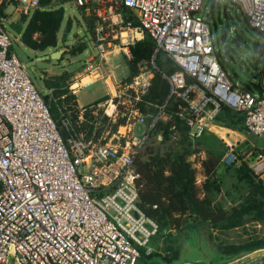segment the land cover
I'll use <instances>...</instances> for the list:
<instances>
[{
  "label": "built area",
  "instance_id": "built-area-1",
  "mask_svg": "<svg viewBox=\"0 0 264 264\" xmlns=\"http://www.w3.org/2000/svg\"><path fill=\"white\" fill-rule=\"evenodd\" d=\"M66 1L51 0L46 7ZM71 1L89 21L93 39V50L70 78L71 93L113 79L110 51H122L131 61V46L145 35L154 51L146 68L111 82L108 98L78 108L74 122L91 127L85 137L70 115L56 124L11 50L4 23L16 21L8 7L24 16L41 8L40 0H0V264H138L139 248L150 252L158 225L139 206L135 162L156 125L172 113L196 139L210 131L225 104L244 112L246 131L264 139V83L258 94L235 87L199 13L203 0ZM231 1L250 27L264 33V0ZM159 51L178 68L159 69ZM155 72L168 86L161 102L148 97ZM87 110L90 119L84 117ZM227 146L221 161L229 166L238 157ZM248 167L260 177L264 152Z\"/></svg>",
  "mask_w": 264,
  "mask_h": 264
},
{
  "label": "trees",
  "instance_id": "trees-1",
  "mask_svg": "<svg viewBox=\"0 0 264 264\" xmlns=\"http://www.w3.org/2000/svg\"><path fill=\"white\" fill-rule=\"evenodd\" d=\"M50 2L51 0H40L41 8L31 13L21 34V42L30 49L42 50L56 45L63 8L46 7ZM129 14L130 11L125 10V15ZM133 22L136 24L135 18ZM85 23L89 28V21ZM10 25L17 29L19 23L10 22ZM78 45L74 49L81 46ZM130 51L132 59L129 61V74L126 77L128 80L149 64L154 51L153 40L145 35L142 40L131 46ZM155 62L159 69H165L169 73L178 68L161 51L156 54ZM67 73L54 76V83L44 81V86L52 89L53 95L52 99L48 94L44 95L43 99L59 127L62 118L70 115L76 131L84 132L85 137H88L91 127L86 124L78 126L74 122L78 107L75 94L71 93L65 84ZM167 93L165 79L155 72L148 97L161 102ZM100 101H95L94 104ZM85 112V119H90L88 110ZM244 118V112L222 104L214 121L223 127L241 132L246 130ZM210 132L205 131L200 137L191 139L187 124L174 113L168 120L160 121L156 125L152 136L159 134L163 141L173 137L174 140L161 150L148 147L136 158L139 206L157 223L158 232L178 228L184 217H194L207 222L217 231L240 228L242 239L222 247L221 252L226 255H240L264 249V233L257 226L264 224V182L259 176L251 173L248 165L240 164L234 173L236 179L243 183L245 193L238 203L225 208L217 199L221 189L215 173L220 164L223 165L221 159L226 152L222 148H213L212 144L208 146L205 144V139L210 137L218 140L217 136ZM191 156L194 157L193 160L189 159ZM195 162L201 166L200 171L204 176L201 182L197 179L198 170Z\"/></svg>",
  "mask_w": 264,
  "mask_h": 264
},
{
  "label": "rangeland",
  "instance_id": "rangeland-1",
  "mask_svg": "<svg viewBox=\"0 0 264 264\" xmlns=\"http://www.w3.org/2000/svg\"><path fill=\"white\" fill-rule=\"evenodd\" d=\"M211 5L212 8H211ZM63 16L57 31L56 45L42 50H33L21 42V34L30 18L31 13L21 16L13 10L12 6L8 10L13 12L11 19L19 23L18 28H14L9 22L4 23V27L9 33L12 44L11 50L16 54L33 83L40 91L42 96L49 95L52 99V89L44 86V81L49 80L54 83V76L68 72L65 84L69 85L70 78L75 70H79L83 64L87 53L93 50V39L90 29L79 8L68 0L62 5ZM209 23L212 40L218 61L228 74L235 87H241L254 94L259 93V88L264 83V52L259 56L252 50V44L258 41L264 45V33L249 26L243 17L239 7L231 0H203L201 11L199 12ZM81 46L74 49L77 45ZM78 45V46H79ZM225 45H228L234 54H225ZM63 48L65 51L59 58H44L57 49ZM251 53L254 60V68L247 60L246 55ZM39 58V59H38ZM35 60L31 66L27 63ZM110 66H114L115 77L123 79L129 72V63L122 51L110 55ZM236 65L240 69L236 68ZM253 70V71H251ZM244 73H248L247 76ZM121 78V79H120ZM108 95V87L102 80L81 88L76 91V102L78 108L88 107L95 101L101 100ZM221 127V128H220ZM143 130L142 125H138V130ZM226 127L216 123L211 125L210 133L217 136L218 140L210 137L205 139V144L216 149L228 151V141L232 144L234 153L238 160L229 166L220 164L219 170L215 175L219 178L220 193L218 201L228 208L232 204L239 202L245 193V187L235 176V169L242 163L250 165L259 152H264V139L249 134L246 130L237 133L227 132ZM229 129V128H228ZM136 130L137 133L141 131ZM223 132V133H222ZM230 138L229 136H231ZM153 135L146 144L145 149L154 147L161 150L170 144L173 138L164 140L162 137ZM223 136V137H221ZM227 140H225V138ZM201 155L203 151H201ZM193 156L189 159L193 160ZM223 163V162H221ZM197 166L198 182L203 180L200 176L199 163ZM264 180V177H263ZM259 230L264 233V224L257 225ZM240 228L217 231L207 223L194 217H184L181 225L175 229L159 231L151 238L148 247L150 252L147 254L145 247H140V257L138 264H264V249L256 252L243 253L240 255H226L221 252L222 247L237 243L242 239Z\"/></svg>",
  "mask_w": 264,
  "mask_h": 264
},
{
  "label": "water",
  "instance_id": "water-1",
  "mask_svg": "<svg viewBox=\"0 0 264 264\" xmlns=\"http://www.w3.org/2000/svg\"><path fill=\"white\" fill-rule=\"evenodd\" d=\"M213 5H211L212 8ZM252 50L254 51V53H256L259 56H263V46L262 44H260L258 41L254 42L252 44ZM65 50L63 48L61 49H57L54 50L50 56H45L44 58H59L61 56V54L64 52ZM225 54H231L232 56H234L235 58L237 57V54H234L233 51L230 49V47L228 45H225ZM247 60L252 64L253 68H254V60L252 58V54L249 53L246 55ZM39 59V58H38ZM35 63V60H31L27 63V66H31L32 64ZM236 68L240 69L238 65H236ZM253 71V70H251ZM245 76L248 75V73H244Z\"/></svg>",
  "mask_w": 264,
  "mask_h": 264
},
{
  "label": "crops",
  "instance_id": "crops-1",
  "mask_svg": "<svg viewBox=\"0 0 264 264\" xmlns=\"http://www.w3.org/2000/svg\"><path fill=\"white\" fill-rule=\"evenodd\" d=\"M114 53H118V51H110L108 54H107V61H108V63H110L111 64V62H110V55H112V54H114ZM127 59V58H126ZM128 63H129V61H128ZM110 66V65H109ZM114 66H110V68H111V71H112V75H113V79L110 81V82H108V83H105L106 85H107V87H108V95H106L107 97H104L103 99H102V101L103 100H105L106 98H108L109 96H110V93L113 91V87H112V84H111V82L114 80V81H117V80H119V79H117L116 77H115V73H114V68H113ZM128 74H129V72H128ZM127 74V75H128ZM127 75L125 76V77H122V78H126L127 77ZM121 79V78H120ZM102 101H100V102H102ZM77 103V102H76ZM77 107H79V105L77 104ZM221 128V127H220ZM227 132H233V133H237L235 130H232V129H228V128H226L225 129ZM223 133V132H222ZM221 137H223V136H221ZM230 138H232V134H231V136H229ZM225 138V137H224ZM225 140H227L226 138H225ZM228 143H230L229 141H228ZM198 167H200V170H201V166H200V164L198 165ZM218 170H219V167H218ZM200 176H201V178L202 179H204V176L201 174V171H200ZM263 177H264V173L262 174V175H260V178L263 180ZM263 182H264V180H263ZM259 250H261V249H259ZM257 251V250H256ZM255 251V252H256Z\"/></svg>",
  "mask_w": 264,
  "mask_h": 264
},
{
  "label": "bare ground",
  "instance_id": "bare-ground-1",
  "mask_svg": "<svg viewBox=\"0 0 264 264\" xmlns=\"http://www.w3.org/2000/svg\"><path fill=\"white\" fill-rule=\"evenodd\" d=\"M111 109H112V106H111V105H108L107 108H106V111H107V112H110Z\"/></svg>",
  "mask_w": 264,
  "mask_h": 264
}]
</instances>
